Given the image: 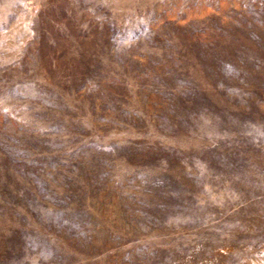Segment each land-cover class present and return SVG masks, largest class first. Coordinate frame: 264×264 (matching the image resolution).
I'll list each match as a JSON object with an SVG mask.
<instances>
[{
    "label": "rangeland",
    "instance_id": "1",
    "mask_svg": "<svg viewBox=\"0 0 264 264\" xmlns=\"http://www.w3.org/2000/svg\"><path fill=\"white\" fill-rule=\"evenodd\" d=\"M0 264H264V0H0Z\"/></svg>",
    "mask_w": 264,
    "mask_h": 264
}]
</instances>
